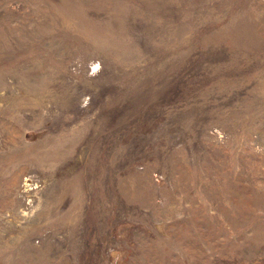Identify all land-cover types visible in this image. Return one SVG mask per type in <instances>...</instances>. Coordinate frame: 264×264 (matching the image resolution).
<instances>
[{
    "label": "rangeland",
    "instance_id": "rangeland-1",
    "mask_svg": "<svg viewBox=\"0 0 264 264\" xmlns=\"http://www.w3.org/2000/svg\"><path fill=\"white\" fill-rule=\"evenodd\" d=\"M0 264H264V0H0Z\"/></svg>",
    "mask_w": 264,
    "mask_h": 264
}]
</instances>
